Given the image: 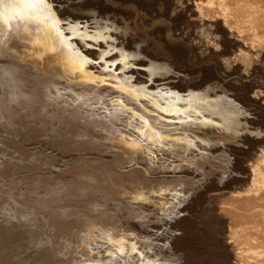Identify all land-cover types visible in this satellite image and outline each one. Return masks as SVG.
<instances>
[{"label": "bare ground", "instance_id": "bare-ground-1", "mask_svg": "<svg viewBox=\"0 0 264 264\" xmlns=\"http://www.w3.org/2000/svg\"><path fill=\"white\" fill-rule=\"evenodd\" d=\"M57 1L58 0H56V2ZM66 1H68V0H66ZM70 1H73V0H70ZM108 1L111 3L107 4ZM113 1L114 2L118 1L120 3L124 2V1L132 2L133 3V6L131 7L132 11L131 12H128V11L123 12L120 9L115 8L116 6L113 7L112 6ZM113 1L112 0H103L102 2H100V1L96 2L95 1V3H93V1H89V0H80V1H78L77 4H78V7H80L81 9L76 8L75 10H72V6H74V5H69V4H71L70 2H69V4H66V2H64V3H62L63 5L62 4H61V6L59 5L60 7L56 5L58 8H56L55 14H49L48 12L42 11V10L37 9V8L24 6L26 3H28V4L32 3V0H8V2L6 3L5 9L3 10L2 13H0V32H4V31L6 32V31H8L9 28L12 29L11 31H12L14 36L12 37L9 34H8V36H6L7 39L5 41L4 48L10 49L11 51H13V53L9 52V54H4V53L0 52V55L1 56L6 55V57H10V60L7 62L18 65L21 68V70L20 69L19 70L22 73L16 68H13L10 66H5V65H0V96H2V99L0 100V126H9L7 123L12 122L13 124L18 123V125H22V124L26 125L24 127L26 130H32V128L33 129L35 128V131L37 130L36 127L31 126V128H30V126H27L28 125L27 120L25 119L26 115H24L23 113L15 114V112H14L15 110L17 111L18 109L22 108L23 106H26L28 103L27 99H25V97L22 96L20 89H22V88L27 89V88L33 87V85H29L27 83L28 82L27 80L22 79L19 74H21V76H23V77H24V75H30V74H34L36 76L37 75L36 72H41V74L42 73H44V74L48 73V74H51L54 76V74H55L54 72H56V75L61 74L60 75L61 77L59 76V78H61V79H62V76L67 78V79H69L70 77L73 79L75 77V78H78V80L81 83H83L84 85H88V87H90V85H92L91 88L94 87L95 85H101L103 87H106L105 90L112 91V92L116 93L117 95L119 94L118 97H123L125 100L127 99V96L125 95V93L116 90L118 88H127L129 90L131 89V87H132L131 84L130 85L125 84L123 81V77H122V79L114 78L113 84L115 87H108L107 85H103V84H99V83H93V81L99 80L100 78L104 77L103 74L101 73L102 71H100L101 74L96 72V71H99L98 69L96 71H94V73L89 72V70H88V71H85L83 75L80 74L79 69L84 68V66H85V65H83V59H82L83 56H85L84 55L85 52L82 49V47L80 46L83 44H80L77 41H75L77 43L70 44L68 42L69 43V45H68V43H66L63 40L64 34L62 31L61 25L59 23H57L56 19L53 18V16L55 15L56 17H64V18H68V19L72 20L77 15L73 16V15H70L68 13L73 12V13L77 14L78 11H80V10H86L87 11L88 8L91 7L92 5H96L98 12L101 14H103L105 12H110L113 14L119 13L120 15L121 14H123V15L136 14V16H137L136 11H139V10L145 11L147 13V15L149 16L148 21L154 20V22H152L151 25H153V24L157 25V23H159L161 25V26H156L154 29H152V32L150 34L158 37L159 40L162 39L163 43H164V47L167 48L169 51H173L172 55H173L174 59L177 61H185V59L191 60L190 59L191 56L193 57L195 54H197V53H195L196 50L194 51V49H193L194 45L191 44L192 45L191 46V45L185 44L186 39H190L192 42V37L191 36L187 37L188 33H190L192 35L194 32H197L198 33V39H201V37L205 36V34H207L209 32L210 28H213L214 36L211 38L210 41H211V45L215 48V55L213 54V55H209V56H213V57L217 58L218 60H220V62H218V63L216 62V64L213 66L211 64H207L205 62L206 64H202V65L200 64L201 66H199L197 69H188V72H193L195 70H198V72H200V75H201L200 81L197 84L194 83L195 85H191V87L194 89L195 88L199 89V87L202 85V83L204 85L205 82H208L209 80L211 81V79H217V77L219 76L218 70L221 69V64L224 63V61H227V60L231 61V65L239 64V67L237 70L232 71V72H228L226 70L225 71H226L227 75H231L234 73V74H236V76L241 75L239 77H242V76L247 77L249 75L256 76L258 79L256 78V80L253 81L256 83V84H253L254 85V87L252 89L253 92L250 95V93L248 91L250 83L247 84L246 82H241L240 86H238V87L229 83V84H227V89H230V90L236 92L235 96H237V98H239V100L241 102H243L244 104L248 105L247 102H251V104L253 103L257 107H260L261 111L263 112L262 117H264V106H263L264 100L262 101L263 98H261L259 96V93H258V91H261L262 93H264V0H261V1H259V0H246V1H243L242 3H238L237 2L238 0H228V1H234L233 2L234 6H232L231 9L230 8L228 9V7H226L227 5L224 6L225 0H175V1L170 0L171 1L170 4L164 5L162 7L160 5H157L156 8H153V7L150 8L143 0H113ZM186 1H188L189 4H187ZM17 5H19V6H17ZM124 6H125V4H124ZM89 10H90V8H89ZM86 11H84V12H86ZM205 12L209 13V15H212V18L214 15V18L212 20L205 19L203 21V19H204L203 15ZM246 12H247V14L245 15ZM17 14H19V16L23 17V22H14L12 24H9V20L12 17L16 16ZM164 14L167 15V18L164 17ZM241 16H245V17L241 18ZM78 17H80V16H78ZM84 17H85V14H84L83 18ZM87 17H89V16H87ZM159 17H161V18H159ZM175 17H177V18H175ZM156 18H158V19L155 21ZM144 22H147V20H143V23ZM94 23H95V26L97 27V29L103 30V27L100 26V22L94 21ZM141 26L142 25L140 24V27ZM134 28L137 29L136 26ZM184 28H187V31H185ZM160 34H162L163 36L162 37L159 36ZM164 34H166V35L164 36ZM19 36H22L23 38L25 37L24 41L20 42V44H18L19 41L17 39H16V41L14 40V38L19 37ZM184 37H186V38H184ZM26 39H28V40L26 41ZM186 43L189 44L188 41ZM131 46H132V41L129 42L126 47L130 49ZM96 47L103 48L104 45L101 44V46L97 45ZM124 48H125V46H124ZM45 51H50V52L53 51L52 56L55 57V62L54 63H48L46 60H44V61L42 60L47 67L39 66L32 59L33 58L42 59L41 56L44 54ZM86 51H88V49H86ZM157 51H158V49H157ZM191 51H194V55H192ZM90 52H91V55L88 57L94 58L97 56V53L95 51H90ZM160 52H161V50H160ZM146 55L149 58L153 57V55L149 54V53H147ZM200 55H203L204 59L208 58V56L206 54L204 55V52L199 48V56ZM185 56H188V57H185ZM194 57H196V56H194ZM112 59H113V57H112ZM2 63H4V62L2 61ZM146 63H147V61L142 60V62H139L138 64L145 65ZM258 64H261L262 68L258 67L257 66ZM160 65H158V66H160ZM152 66L153 65L151 64L148 67V69L146 70L147 72H150L151 74L153 72H158V71L162 72L164 69L163 67H160V68H157L154 70ZM241 67H242L243 71L246 72L245 74L241 70ZM57 73H59V74H57ZM89 76L91 77V80H89ZM248 79H250V78L248 77ZM49 80H50V78H49ZM31 81H33V80H31ZM31 81H29V82H31ZM42 82H43V80L35 81L34 83L38 85L39 83L42 84ZM63 82H64V79H63ZM63 82H61V83L63 85H65V83H63ZM48 84L51 85L50 82ZM69 84H71V83H68V85ZM69 87H70V85H69ZM85 87H86V89H88L87 86H85ZM175 87H176V89L180 88V90H185L184 88L187 89V87H190V86L184 87V86L177 84ZM91 88H90V91L92 90ZM111 88L114 89L115 91H113ZM49 89H51V88L49 87ZM49 89H48V87L47 88L43 87L41 89L39 88L38 89V93H39L38 97L40 99H42L44 97L47 98V96H43L44 94H42V91L45 90L46 94H48L50 91L52 92V89L50 91H49ZM70 89H71V87H70ZM76 89H78V88H76ZM12 90H16V93H14L12 96H10V93ZM33 90L31 89V91H33ZM97 90L100 91L99 88L96 89V91ZM69 91L71 92V90H69ZM237 91H240V92H237ZM54 92H55L54 94L56 95L57 92L56 91H54ZM88 92H89V90H88ZM89 93H91V92H89ZM89 93H87V94H89ZM101 93H103V95H104L105 92H103V90H102ZM257 93H258V95H257ZM98 94H100V92ZM106 94L107 93H105L104 97L107 98ZM110 94H112V93H110ZM51 95H53V94H51ZM194 95L202 96V97H204L210 101L225 102L226 104L229 105V106L228 105L225 106V105H223L224 103L216 105V107H220L221 110L218 112H215V114L213 115V120H214V126L213 127H201L202 129H204V132L202 131V133H199V131H198L197 132L198 134L196 132H193V129H189V131L192 132L193 138L199 139V140L201 139L202 141H204V143H202V144L197 143L196 148H199L198 146H201L200 148H202V149H200L201 150L200 153L202 155L204 154L206 156L205 159L208 160V158H214V157H211L210 155H212L211 154L212 152L218 150L217 146L211 147V145L212 144L214 145V143H212V144L209 143V142H211V139H212L211 135L212 136L216 135V133L217 134H223V136H221L222 138H219L216 136H215V138L218 140H220V139L226 140L227 138H232V137H229L230 135L234 136L238 132L240 125H238V124L237 125H234V124L231 125V123L236 124L237 117L239 116L238 115L239 109L237 110L236 107H233L231 105V102L226 101L223 98L222 99L221 98L210 99L208 92H206V94H202V95L197 94V93L196 94L192 93L190 96H194ZM88 96L86 95V98ZM93 96H95V95H92V97ZM112 96L114 97L115 95L112 94ZM262 96L264 97V95H262ZM104 97L102 96L103 99H104ZM78 99L79 98H77V100ZM80 99H82V98H80ZM94 99H95V97H94ZM99 99H100V95H99V98H97V101H99ZM124 99H122L121 101H124ZM49 100H51V99H49ZM43 101H44V107L43 108L44 109L48 108L47 109L48 111L51 110V109H49L50 108L49 106H54V107L56 106L54 104L55 102H53V103H51V101L46 102L44 99H43ZM90 101L91 100H89V102ZM97 101H94V102L97 103ZM80 102H81V100H80ZM84 102H87V101L85 100ZM143 102H144V100H143ZM58 103H59V101H58ZM77 104L78 103H76V105ZM82 104H84V103L82 102L81 105ZM104 104H105V102L102 103V105H104ZM82 107H84V106H82ZM177 107H180V106L177 105ZM133 108H136V107H133ZM8 109L10 110L9 113H8V111H9ZM103 109H105V107H103ZM258 110H259V108H258ZM31 111L34 112V110H31ZM35 112H36V114H38L37 110ZM79 112L81 113L82 111L79 110ZM79 112L77 111L74 113H76L75 115H77V113H79ZM72 115H74V114H72ZM72 115L65 116V117H67L66 121L63 120L64 119V117H63V119L60 120L59 123H57V126H59L61 124L62 129L65 130V128H66L68 130V128L70 127L72 129V131H75L78 129L79 130H83V129L84 130H90V129L92 130V129H96L97 126H101V127L97 128V130H99V132L97 134H102L103 132L107 133L106 128L103 127V124L101 122L100 123L98 122V124L93 123V120L90 119V116H91L90 113L89 114L88 113H83V114L81 113V115H79V117H73ZM109 115H111V114L109 113ZM109 115H108L107 119H109ZM256 117H258V114L256 115ZM19 119H22L23 121H21V120L19 121ZM79 120L82 121V124H80V125H79V123H80ZM253 120H254V122L248 127V131L253 133V131L257 129L258 132H260L262 130L263 134L260 135V133H256L253 135L250 134V135H246V137H243V139H241L242 140L241 143L245 144L246 147L239 146L241 148V149H239L240 151L237 149L233 150V153L231 155L233 160L231 159L232 162H229V163H232V165H231L232 170H234L236 168H242V171H240V172L244 171V172H249V173L247 175H243V173L239 174L240 172L239 173L237 172L240 175L239 176V175H235V174L232 175V173H234V171H233L231 173V175L225 177L224 179L223 178H217L213 174V176L204 180V183H203L204 185L201 189L197 190L192 195H189L188 198L185 197L186 201H185V205L184 206L182 205V207H181V208H183L182 211L183 210L184 211H189V210L191 211V209H195L197 207L198 208L197 213L199 215H197V217L191 216L192 218L190 219V221L187 220L188 218L183 219L185 217H183V218L178 217V219H176V218L174 219V220H176L175 222L182 227L181 231L184 232V235L180 231L181 236L180 235L178 237L175 236L176 237V238L174 237L175 240H172V241L169 240L170 242L168 243L167 246L165 245L164 249H163L166 253L169 251H172L173 249L175 250V247L178 246L177 244L180 242V239L182 238L183 240L187 241L189 244L186 246V245H183V243H182V244H179L180 245L179 247H181V248L186 247L190 251L192 250L191 252H193L194 255L195 254L199 255V254L205 253L207 251L211 252V254L212 253L215 254L214 256L206 257L209 254V253H207V255H205L206 258L201 259L200 258L201 256H200L199 258H196L193 261H192V259L190 261L188 260L190 262L189 264H264V127H263L264 122L262 125L263 128L259 127V126L256 127L253 124L256 125L259 122L257 121V118H254ZM45 121H47V119H45L44 122ZM50 121L51 120H49V122ZM109 121H110V119H109ZM107 122H108V120H107ZM85 126H87V128H84ZM70 128L68 131H70ZM197 130H199V128H197ZM32 131H34V130H32ZM40 133L38 135H36V133H35L36 136L33 134L30 135L29 138L23 140L24 143H22V144L23 145H32L34 140L35 141H36V139L39 140V136H41ZM111 134H112V132L111 133L108 132L107 135H109V136H99V138L95 139L96 141L92 140L93 142H89L86 139H84L83 137L76 135V134L73 136H68V140H69V138H70V140H71V138H74L73 141L75 142V145H76V143L77 144L80 142L84 143L85 141H87L88 143H90L89 146H92L93 143L97 142V143L101 144L102 146L109 147L110 151H116V152L118 151L117 150L118 146L115 145L114 142H117V143L121 144L119 146H121L120 148H121V150L123 149V152H125L124 150H127V151L129 150L128 156L126 157V159L128 158L127 162L128 161L131 162L132 160H135V159H133L134 155H132V152L137 153L138 148H136V147L139 145L135 144L136 140H134V142H130L127 144V140H125L124 138L112 140ZM64 135H67V133L65 131H64ZM94 135L92 137L93 139H94ZM43 136L44 135H42V138H43ZM45 137L47 138L46 139L47 141H48V139L51 140V138H52V137L48 138L47 136H45ZM96 137H98V136L96 135ZM105 137H108V138H105ZM116 137H117V135H116ZM52 140L55 141L54 138H52ZM53 143H55V142H53ZM111 143H113L114 145ZM241 143H239V144H241ZM55 144H58V142H56ZM68 144H70V143H63V144H58V145L64 146V145H68ZM9 145H11V144H9ZM85 146H87V145H85ZM85 146H82V147H85ZM115 146H117V148H115ZM145 146H147V145H145ZM98 148H101V146L96 147V149H94V148L93 149H94V151H98L99 153L100 152L102 153V151L104 149L100 150ZM222 149H224V148L222 147ZM84 151H81V152L79 151V153L80 154L81 153L82 154H89V155L94 156L93 153H86V151L85 152ZM90 151H92V150H90ZM139 151H140V155L142 157L139 156L138 158H140L143 161H145L144 158L146 160H150V159H148V157H147L148 155L146 152H144V153H146V154H144V153H142L143 151H141V150H139ZM226 151H227V149H226ZM230 151H231V149H230ZM194 152H196V151H194ZM109 153L107 152L108 157L113 158L112 155L109 156ZM239 153L241 154L240 156H243V158L238 155ZM61 154L63 155V152ZM142 154H144V155H142ZM201 154H199V155H201ZM29 155H31V154H29ZM62 155H60V156H62ZM81 155H79V156H81ZM136 158H137V156H136ZM216 158H214V159H216ZM124 159L125 158H123V160ZM160 159H162V158L160 157ZM199 159H201V158L199 157ZM184 160L185 159H182L180 161H184ZM32 161H33V159H32ZM40 161H42V159ZM143 161H141V162H143ZM187 161L191 162L189 160H187ZM50 162H49V164H50ZM124 162H125V160H124ZM172 163H174V162H172ZM195 163H196V166L199 165L201 169L203 168L202 166L204 164L201 163V161L195 160ZM244 163H245V165H243ZM86 165H88V164H85L82 166L84 168H86L85 167ZM159 165H160V168L164 167V166L162 167V163ZM7 166H9V165H7ZM139 166L142 167V165H139ZM152 166H153V164H152ZM156 166H155V168H156ZM180 167L181 166H179V169L181 170ZM2 168L3 169H1V170H3V171L5 169H7L4 166ZM53 171L59 172V170H57V169H54ZM65 171H67V170H65ZM67 172H69V171H67ZM88 172L85 173V171L82 172L79 170L78 173H80L81 176L76 175V176H78L77 178H73V177H75L74 175L72 177L71 176L69 177V181H70L69 185L70 186H67V187H69V189L66 191L67 194L64 196L62 195L61 197H56L57 200L59 201V203L61 202V200H64L67 197L72 196L73 194H78L79 192H81L82 187L83 186L85 187V185H86V184L81 185L82 181H83V183H85L86 180H89V181L93 180V182L98 180L101 183L104 182V184H105L104 186H105L106 190L108 191V193L111 194V196L109 198L110 201L113 200V202H114L116 200V203H112V205L114 204L118 208L117 210H118V212H120L119 217L121 219H123L124 222L127 220L129 221L130 219H132V220L135 219L137 221V223H133L134 225L133 226L131 225L130 228H124L123 229V231L125 230V232L129 231V230L132 231V232L129 231L130 234H132V238H133L130 240H134L133 236H137V235L141 236L142 234H143L142 238L144 239V237H143V236H145L144 233L146 234L150 230H154V232L157 233V229H158V231L160 229H163L162 227H163V225H165V224H163L164 223V221L162 220L163 218L161 216L159 218H156L155 217L156 212L154 213L153 210H151V211L147 210L148 207H152L154 210H157L156 206L158 205V203L154 202V199H152V197L150 198V196L147 195L146 190H144L145 187H144L143 182L136 181L135 184L131 183L130 180L132 179V177H128L129 178L128 180H127V178H120V179H117V178L111 179L110 178V179H107V173H106L107 171L106 170H105V173H104V171L101 172L98 170L97 172H95L96 174L94 177H92L91 173H88ZM132 172L133 171H131L130 174ZM139 172L141 173L140 170H139ZM164 172L166 173L167 171H163V173ZM140 173H139V175L142 177L143 173H142V175ZM198 173L202 174V171L200 170V172H198ZM70 175H72L71 172H70ZM136 175H138V173H136L135 176ZM1 176H3V175H1ZM126 176H128V175H126ZM133 176H134V174H133ZM63 177L65 178V176H63ZM184 177H185V175H184ZM135 178H137V177H135ZM156 178H158V177H156ZM65 179H67V178H65ZM62 184H64V182L63 183L59 182V185L57 184L56 186L50 187V189H49L50 193L54 187H61ZM29 190H31V189H29ZM43 190L46 191L47 189H43ZM83 191H84V189H83ZM152 191L155 192L154 189ZM125 192H128L129 194L135 195L134 198L136 200L132 204L128 203V199L122 197L123 193H125ZM96 193H98V192H96ZM36 196L43 197V195L40 193L37 194ZM9 198H10V196H9ZM56 198L53 197V199L55 201H56ZM142 200H144L145 202ZM26 201L27 202L29 201L30 204H34V203L38 202L35 200L33 201V199H32V201H31V199L26 200ZM207 201H209V203L211 202L212 205H210ZM143 202L146 204H149L151 206H148V207L142 206ZM56 203H58V202H56ZM14 204L15 203H12L11 205H14ZM109 204H111V203L109 202ZM176 204H178V203H176ZM66 206H68V207L73 206L74 207V205H72V204H67ZM210 206L217 209V211L213 212L214 210L213 211L210 210L211 208L208 211L207 209ZM43 207H42V209H43ZM119 207L125 209L126 211H123V212L119 211V209H120ZM135 207H137L139 210H137ZM9 208H12L13 210L11 209L12 211L8 212ZM25 208L19 207V206L18 207H12L9 205H3L2 207H0V214H1V216L6 215L4 220L8 221L7 222L8 225H12V223H16V225L18 227L19 226L21 227V226H23L22 224H25V225L30 226L32 228L34 227L35 224H38L39 226H41V228H42V225L46 226V230H41V233H44L45 236L39 235L40 237H38V238L36 237L37 239L35 240V242H36L35 246H36V248H38L36 250H39V252L43 251L44 249H46V251H50V253H52L53 250L54 251L57 250L61 253L66 252V250L70 251L68 249L69 248L68 245L71 244L72 239L70 238L71 236L68 237L67 235L74 233L73 234V236H74V235H76V232L78 234L77 230H76V232L73 229H70L69 232H67V230H65V229L61 230L58 226H54V225L50 224L52 220H50L49 217H47L49 219V221L47 222L46 225H44V223L41 221V219H37L36 221H33L34 219H31V218L29 219V215L34 216V214L32 213V210L29 211ZM33 210H35V209H33ZM158 210L162 211V207H161V209L158 207ZM56 211H57V207L55 208V210H52V213L54 214V216L57 220L64 221V225L71 222L74 219H76V220L78 219L79 222H83L82 220H84V227H83V224H78V226H76L77 228L76 227L75 228L76 229H78V228L82 229V227H83V229L85 230V231L84 230L83 231L86 232V234H89V233L93 232L94 230H99V228H101V227L104 228V224H105L104 221H102L101 219H99V220L95 219L86 211L74 212L76 214L74 216L75 218H63V217L58 218V216L55 215V213H57ZM135 211L137 212L136 214L134 213ZM131 212L134 214H131ZM192 212L194 213V211H192ZM8 213H11V216H9ZM45 213L47 214V212H45ZM45 213L42 212L40 214H42V216L44 215L46 217ZM193 213H191V215ZM160 215H162V214H160ZM201 215H204V218H202ZM162 216L165 217V215H162ZM172 216H170V218ZM221 217H225L226 220H221L222 219ZM136 218H141L142 220H138ZM206 218H210V223H209V221H206ZM168 221H167V224L170 223V221L169 222ZM220 221L222 222V226H221V224H219V223H221ZM196 223L200 224V227L197 226V229H195V230L193 229L194 232L189 233V231L192 227L193 228L196 227L195 226ZM126 224H124V225H126ZM169 225H170V228L171 227H173L174 229L177 228L176 225L172 226L171 223ZM212 225H213V229L210 230L211 231V235H210L211 237L204 235V233H202L203 235L202 234L200 235V231L202 232L205 229H210V226L212 227ZM30 227L28 229H30ZM167 227H165V228H167ZM37 228L39 229V227H37ZM111 229L112 228L109 227L107 230H104L105 231L104 235L110 236V232L113 231ZM126 229H129V230H126ZM168 229H169V227H168ZM71 230H72V232H70ZM123 231H122L120 237H117L118 236L117 234H116L117 236H112V232H111L112 239H111V236H110V238L108 236V240L111 242V243L110 242L109 243L114 245V247H116L118 249V251H121V253H122V251H125V252L128 251L130 258H131V256H132L131 252L135 251V250L137 251L140 248V247H137V243H136L137 241L134 242L135 240H137L140 237L137 236L138 237L137 239H135L133 242H130V240H128V238H129L128 236L130 234L128 233L129 235L127 236V234L125 232L123 233ZM169 231H170V229H169ZM34 232H35V230H34ZM37 232H36V234H38ZM116 232H117V230H116ZM160 232L162 233V231H160ZM160 232H158V233H160ZM14 233H15L14 228L12 226L5 227V228L3 227V229L0 231V237L2 239L0 241V264H13V263L16 264L17 261L20 262L13 253L15 246L19 242L18 241L19 239L14 237ZM80 233H81V231H80ZM148 233H150V232H148ZM83 235H85V234H83ZM50 236H52V237L50 238ZM101 236H102V234L100 235V237ZM184 236L186 239L184 238ZM114 237H115V239H114ZM222 237H224V238L227 237V238H225V240H224ZM92 238H94V237H92ZM210 238H211V243H210ZM221 238L223 239V242H222ZM20 240H21V238H20ZM222 243H224L227 250H229L233 253L232 258L228 257L227 254L225 255V253H223V251H221L217 248ZM73 246L75 247V245H73ZM144 247H146V246H144ZM152 247L153 246H151L150 248L148 246L146 247V248H148L147 251H149L148 252L149 255H151L150 253L154 254L155 252L158 251V250L156 251L154 249V247L152 249ZM158 248H160V247H158ZM162 248H160V249H162ZM33 249H35V248H33ZM74 250H76V249H74ZM46 251H43V252L45 253ZM139 252H141V251H139ZM40 254H39V256L29 254L30 256L25 257L26 260H24L23 262L21 261L22 263L20 262V264H39V263H37V260L39 261L42 257V256L40 257ZM136 254H139V256L142 255L140 253H136ZM143 254H145V253H143ZM211 254H209V256ZM64 255H65V253H64ZM149 255H147V257L142 256L143 257L142 259H140L141 257H139L137 255L136 256L140 260H143L146 257L147 259L146 260L144 259L145 260L144 264H151L153 262V261L151 262V260H153V259L148 260ZM194 255H192V256H194ZM157 256H160V255H157ZM62 257H64V256H62ZM128 257H127V259H129ZM19 259L23 260V258H19ZM158 259H159V257L157 258V262H158ZM184 259H186V258H184ZM203 260L205 262H203ZM165 261H167V260H165ZM169 261H171L172 264H176L175 262H177L174 260H169ZM127 262H129V264H136V262L133 263L134 261H132L131 259H129ZM153 263H155V262H153ZM162 264H164V263H162ZM177 264H178V262H177Z\"/></svg>", "mask_w": 264, "mask_h": 264}, {"label": "rangeland", "instance_id": "rangeland-1", "mask_svg": "<svg viewBox=\"0 0 264 264\" xmlns=\"http://www.w3.org/2000/svg\"><path fill=\"white\" fill-rule=\"evenodd\" d=\"M58 1L55 4L56 8H58L57 6H59V5L61 6V4L64 3V0H60L59 1L60 3ZM78 1H80V0H76V2L73 3V1L68 0V1H66V4H69V2H70L71 4H69V5H74V6H72V10H75L76 8L81 9L80 7H78V4H77ZM89 1H93V3H95V1L96 2H99V1L102 2L103 0H89ZM143 1L150 8L151 7L156 8L157 5H160L162 7L164 5L170 4V2L172 0L171 1L170 0H143ZM243 1H246V0H238L237 2L238 3H242ZM259 1H261V0H259ZM233 2L234 1L225 0V3H224L225 5L224 6L227 5L226 7H228V9L229 8L231 9L232 6H234ZM108 3L110 4L111 2L108 1L107 4ZM131 3L132 2H130V1H124V2H121V3L118 2V1H115V2L113 1L112 6L113 7L116 6L115 8L120 9L123 12H127V11L131 12L132 11L131 7L133 6V3L132 4ZM186 3L189 4L188 1H186ZM124 4H125V6H124ZM89 8H90V10H89ZM89 8H88L87 11L86 10H80L81 12L78 11V13L80 12L79 14L78 13L76 14V13H73V12L72 13L70 12L68 14L73 15V16L77 15L72 20L78 21V22H83V23H88L89 25H95L94 21H98V22H100V26L103 27L105 24L110 22L113 26H115L118 29L117 32H114V33L113 32H108L107 33V35H110V36H112L114 38L115 42L113 44L114 46L112 45V47L123 48L130 55L135 57V59L129 60L130 64H138L139 62H142V60L147 61V63L145 65L139 64L145 69V71H135V70H131L130 69L127 72L122 73L120 75V79H122V77L124 78V77H128V76H135L136 79L131 81V86L132 87L133 86H137V85H145L149 89V91H153V92L156 91L157 89H161L163 91H173L178 96H180L182 98V100L177 103V105L180 106V107H184L185 106L184 102L189 99V97H190V95L192 93H195V94L197 93V94H201L202 95V94H206V92H208L210 99H217V98L218 99L219 98L222 99L223 98L226 101L231 102V105L233 107H236L237 110L239 109L238 110V112H239L238 115L239 116L237 115L238 117H237L236 124L235 123H231V125H233V124L237 125L238 124V125H240V128H239L238 132L236 131L237 133L234 136H232V135L229 136V137H232V138H227L226 140H221V139L218 140V139L215 138V136L219 137V138H222L221 136H223V134H217L216 133V135H213V136L211 135L212 139H211V142H209V143H214V145L212 144L213 146L211 145V147H214V146L216 147L217 146L218 150L212 152L211 153L212 155H210V156L214 157V158L217 157L216 159L208 158V160H206L205 159L206 156L204 154L202 155L200 153V151H201L200 149H202V148H200L201 146H198L199 148L193 149L196 152H194L192 150V153H191L192 157L190 156V158L187 159V160H189L191 162H188L187 160L180 161L183 158L182 159H175L173 157H170L169 159L171 160V162H174V164H176L177 166H181L180 167L181 170H179V171H169L164 166V161L162 159H160V157H158V155L153 153L151 148L145 146L146 144L141 146L139 141H137L133 136H131L130 134H128L125 131H122L120 126H118L117 124H114L111 120L109 121V119H107L109 113L111 114V109H112V105L110 104V102L112 100L121 101L122 99H124L123 97H118L119 94L117 95L116 93H114L112 91L105 90L106 87H103L101 85H95L94 87L91 88L92 85H90V87H88V85H84L79 80L77 82L78 84L76 82L73 83L75 77L73 79L71 77L69 79H67V78L62 76V79H61V78H59V76L61 74L57 73L59 75H56V72H54L55 73L54 76L51 75V74H48V73H46V74L42 73L41 74V72H36L37 73L36 76L34 74L24 75V77L23 76L21 77L22 79L27 80L28 82L33 80V81L30 82L33 85L32 88H36V86H38L37 84L34 83L35 81L43 80V82L41 84V86H42L41 88H43V87L47 88L48 87V89H49V87H50L52 89V92L50 91L51 89H49L50 92L48 94H46V92H45V94H44V96H47V98L46 97L43 98L46 102L47 101L48 102L51 101V103L55 102L54 104L56 106L57 105L58 106L61 105V106H64L65 108L68 107L67 109H69V110L67 111L66 115L63 116L64 117V119H63L64 121L67 120V117H65L67 115L74 114V115H72L73 117H79V115H81V113L82 114L83 113H88V114L90 113L91 114L90 119L93 120V123L94 124H98V122L99 123L101 122L103 124V127H105L106 130H107V133L103 132L102 134H95L94 135V134L91 133L92 136L90 134H87V135L84 134L85 135L84 139H86L89 142H93L92 141L93 140V138H92L93 135H94V138L96 139L99 136H109V135H107L108 132H110V133L112 132V134H113V135L111 134V136H112L111 139L112 140L124 138L125 140H127V144L130 143V142H134V140H136L135 144L136 145L138 144L140 146V147L139 146L136 147V148H138L137 150L143 151L142 153L146 152L147 155H148L147 157L150 160H146L144 158L145 161H143L140 158H138L139 156H141L140 154L137 155L136 152H132V155H134L133 159H135V160H132L131 162H129V161L127 162L128 158L126 159V157L128 156V151L129 150L128 151L124 150L125 152H123V149L121 150V148H120L121 146H119L121 144H119L117 142H114V144H116L118 146V149H117L118 151L117 152L116 151H110L109 147L102 146L101 144H99L97 142L93 143L92 146H89L90 143H88L87 141H85L84 143L83 142H80L78 144L76 143V145H75V142L73 141L74 138H71V140L69 138V140H68L69 143H71V145L68 144V145L60 146L58 144L53 143L52 140L48 139V141H47L46 140L47 138L45 136H43V138H44L43 139L42 135L39 136V140L38 139H36V141L34 140V142H33L34 144L32 143V145H23L22 144V143H24L23 140L29 138V136L32 135V134L35 135V133H36V135H38L40 133L39 130L37 129L35 131V128L34 129L32 128V130H34V131L26 130L24 128V126H26V125H24V124L18 125V123L14 124V125H11V127L0 126V207H2L3 205H9V206H12V207H18L19 206V207H23V208L26 207L25 209H27L29 211L32 210V213L35 216L39 212L40 213L47 212V214L45 213L46 217H49L50 220H52L50 224H52L54 226H58L61 230L65 229V230H67V232H69L70 229L75 230V232L77 230L78 234L76 232L77 236L76 235L73 236L74 233L67 235L68 237L71 236L70 238L72 239V241H71V244L68 245V247H69L68 249L70 251L66 250V252H64L65 253V255H64V253H61V252H59L57 250L56 251L53 250L52 253H50V251H46V249L43 250V251H46L45 253L43 251L39 252V250H36L38 248H36V246H35V244H36L35 240L38 237H40V236H43V235L45 236L44 233H41L42 229L40 228L41 226H39L38 224H35L33 228L30 227V226H27L25 224H22L24 227L23 226H21V227L19 226L18 227L16 225V223H12V225H8V223H7L8 221L4 220L6 215L5 216H1V214H0V231L3 229V227L5 228V227L12 226L14 228V232H15L14 233V237L19 239L18 240L19 242L15 246V248L13 250L14 251L13 253H14V255L17 257V259L20 262L21 261L23 262L24 260H26L25 257H27V256H30V255L39 256V254L41 253L40 254V257L42 256L41 259L39 261L37 260V263H39V264H116L117 261H120V264H129V262H127L129 259L134 261L133 263L136 262V264H137L138 261L144 262L147 259L146 258L147 256H146L144 258L145 260L144 259L140 260V259H142L145 256V254H143V253H147V255H149V253H148L149 251H147L148 248H146L147 246L149 248L151 246H153L156 251L158 250L157 251L158 253L157 252H155L154 254L150 253L153 257L151 255H149V257H151V259H153V260L149 259V257H148V260H151V262L152 261L155 262V263L152 262L151 264H162V263H164V264H172V262L169 261V260L177 261L178 264L179 263L180 264H189L190 263L189 261L191 259L193 261L194 259L199 258L200 256H201L200 257L201 259L202 258H206V257L214 256L215 254H213V253L211 254V252H209V251H207L205 253H202V254H199V255L198 254L194 255L193 252H191L192 250L190 251L186 247H182V248L179 247L180 246L179 244H182V243H183V245H186V246L189 244L187 241L183 240L182 238L180 239V242L177 244L178 246L175 247V250L173 249L172 251H169V252L166 253L163 249H164V246L165 245L167 246L170 241L175 240V238L178 237L179 235L181 236V233H183V235H184V232L181 231L182 227L175 222L176 220H174L172 222V219L174 217H176V219H178V217H180V218L185 217L183 219H187L188 218L187 220L190 221V219L192 217H195V216L197 217V215H199L197 213V209H198L197 207L195 209H191V211L189 210L190 212L189 211H184V210L182 211L183 208H181V207H182V205L183 206L185 205V201H186L185 197L188 198L189 195H192L194 192H196L197 190H199V189H201L203 187V185H204L203 183H204L205 179H208L209 177L213 176V174L217 178H223L224 179L225 177L231 175V173L233 171H234V173H232V175H234V174L235 175H239V174H242V173H243V175H247L249 173V172H244V171L240 172V171H242V168H236V169L232 170V168H231L232 163H229V162H232V160H233L232 156H231L232 153H233V150L241 149L239 146L246 147L245 144L241 143V141H242L241 139H243V137H246V135H250V134L253 135V134H256V133H260V135L263 134L262 130L260 132H258V130L256 129L257 131L254 130L253 133L248 131V127L254 122V120H253L254 118H257V121L259 122L258 123L259 125L258 124H256V125L253 124V125L256 126V127L257 126L262 127L263 122H264V117H262V113L263 112L261 111L260 107H257L253 103L251 104V102H247L248 105H246L243 102H241L239 100V98H237V96H235L236 92H234V91H232L230 89H227V84L230 83V84L238 87V86H240L241 82H246L247 84L250 83L248 91H249V93L251 95L252 92H253L252 89L254 87L253 84H256L253 81L256 80L257 77L254 76V75L253 76L249 75L247 77H243L242 76L243 77L242 78V77H239L241 75L236 76V74H234V73L231 74V75H227L226 71L232 72V71L237 70L238 67H239V64L231 65V61L227 60V61H224V63L221 64V69H220L221 71L218 70V75L219 76L217 77V79H211V81L209 80L208 82H205L204 85L202 83V85L199 87V89H197V88L194 89V88L191 87V85L197 84L200 81V76L201 75H200V72H198V70H195L193 72H188V69H197L199 66H201L202 64H206V63L207 64H211L213 66V65L216 64V62L217 63L220 62V60H218L217 58H215L213 56H209V55H213V54L215 55V48L211 45V41H210L211 38L214 36L213 28H210L209 32L207 34H205V36L201 37V39H198V33L197 32H194L192 35L190 33H188L187 37L191 36L192 37V42H191L190 39H186L185 40V44L194 45L195 48L193 47V49H194V51L196 50L195 53H197V54L194 55V51H191V53H192V55H194L196 57L193 56L194 57L193 58L191 56V58H190L191 60L185 59V61H177V60L174 59V57L172 55L173 51H169L167 48L164 47L163 40L162 39L159 40L158 37L153 36V35L150 34L152 32V29H154L156 26H161V25L159 23H157V25L156 24L151 25L152 22H154V20L148 21V17L149 16L147 15V13L145 11H143V10L136 11L137 16H136V14H133V15H130V14L129 15H123V14H121L120 15L119 13L118 14H113V13H110V12H105L106 14L103 13L104 14L103 15V14L98 12L96 5H92ZM84 11H86V12H84ZM84 14H85V17L83 18ZM246 14H247V12L245 13V15ZM86 15L89 16L90 18L87 17ZM78 16H80V17H78ZM164 17L167 18V15L164 14ZM203 17H204L203 21L205 19L212 20L214 18V15H213V18H212V15H209V13L205 12ZM243 17H245V16H241V18H243ZM159 18H161V17H159ZM175 18H177V17H175ZM157 19L158 18H156L155 21ZM143 20H147V22L143 23ZM140 24L142 25L141 27H140ZM135 26L137 27V29L134 28ZM96 29H97V27H96ZM96 29H93V30L95 31ZM184 29H185V31H187V28H184ZM166 34H164V36ZM73 35H75V34H73ZM65 36H66V34H65ZM159 36L162 37L163 35L160 34ZM184 38H186V37H184ZM131 41H132V46L129 49L126 46ZM187 41L189 42V44L186 43ZM77 42L80 43L79 41H77ZM77 42L72 41V44H75ZM80 46L84 50V52H85L84 55L85 56L88 57V56L91 55L90 51H92V50L88 49L84 45H80ZM124 46H125V48H124ZM199 48L204 52V55L206 54L208 56V58L204 59L203 55L199 56ZM86 49H88V51H86ZM157 49H158L159 52L157 51ZM159 49L161 50V52H160ZM147 53L152 54L153 57L149 58L146 55ZM185 57H188V56H185ZM108 59H112V56L108 57ZM9 60H10V57H6V55L1 56L0 57V61H1L0 65L10 66V67L16 68L18 70L19 69L21 70V68L18 65H15V64L7 62ZM2 61L4 63H2ZM151 64L152 65H157V66L161 64L160 66H162L164 69H163L162 72L158 71V72H153L151 74L150 72L146 71ZM260 65L261 64H258L257 66L262 68V65L261 66ZM84 68L86 69V71L89 70V72H92V73H94V71H96L97 69L99 70V71H96L97 73H100V71H102L99 68H97L96 65H94V64L93 65H86V67L84 66ZM241 70L243 71L242 67H241ZM101 73L103 74V76L106 75L103 71ZM243 73L245 74L246 72L243 71ZM149 74H151V76H152L151 84L148 83ZM19 75L21 76V74H19ZM114 76H115V74H114ZM248 77L250 79H248ZM49 78H50V80H49ZM63 79H64V82H63ZM49 82L51 83V85L48 84ZM61 82L65 83V85H63ZM68 83L72 84V85L69 84L71 89H70ZM177 84L181 85V86H184V87H187V86H190V87H187V89L184 88L185 90H180V88L176 89L175 86ZM85 86H87L88 89H86ZM75 87L78 88V89H76ZM90 88L92 89L91 91H90ZM98 88H99L100 91H98V90L96 91V89H98ZM69 90H71V92ZM88 90L91 93H89ZM102 90H103V92L107 93L106 94L107 98L104 97L105 93H104V95H103V93H101ZM112 90L115 91L114 89H112ZM54 91H56L57 93L60 92L62 96L58 97V99L55 98L54 97L55 96V94H54L55 92ZM97 92L98 93L100 92V94H98ZM237 92H240V91H237ZM50 93L53 94V95H51ZM87 93H89V94H87ZM108 93L109 94L112 93L115 96L113 97L112 94H110L112 96L111 97ZM258 93H259V96L261 98H263L262 99V101H263L264 97L262 95H264V93H262L261 91H258ZM258 93H257V95H258ZM86 95L87 96L89 95V96L86 98ZM92 95H95V96L92 97ZM99 95H100V99H99V101H97V98H99ZM102 96L104 97V99L102 98ZM94 97H95V99H94ZM77 98H79V99L77 100ZM80 98H82V99H80ZM49 99H51V100H49ZM57 100L59 101V103H58ZM80 100H81V102H80ZM85 100L87 102H84ZM89 100H91V101L89 102ZM94 101H97L98 104L96 102H94ZM82 102L84 104L81 105ZM104 102H105L106 105L105 104L102 105V103H104ZM42 103H43L42 110H44V108H43L44 107V102H42ZM74 103H78V104L75 105ZM142 103L145 104L146 101L143 102V99L140 100V104H142ZM73 104H74V106H73ZM223 105L227 106L228 104L224 103ZM82 106H84V107H82ZM130 106L131 107H136L135 105L134 106L130 105ZM51 107H53V106H51ZM103 107H105V109H103ZM258 108H259V110H258ZM79 110L82 111V112L80 113ZM77 111L79 113H77V115H75L76 113H74V112H77ZM257 114H258V117H256ZM109 117H110V115H109ZM169 119H171V117H169ZM20 120L23 121L22 119H19V121ZM107 120H108V122H107ZM80 124H82V121H80L79 125ZM99 127H101V126H97V128H99ZM263 127H264V125H263ZM69 128H68V130H69ZM84 128H87V126H85ZM96 129H92V130L90 129L88 131L91 132L93 130L95 131ZM68 130L65 128L66 133H67ZM71 130L72 129L70 128V131ZM196 130H197V128L193 129V132H196V133L198 131H199V133H202V131L204 132V129H202V128H199V130H197V131ZM96 135L98 137H96ZM116 135H117V137H116ZM67 138H68V136H67ZM105 138H108V137H105ZM239 143H241V144H239ZM9 144H11V145H9ZM85 145H87V146H85ZM82 146H85V147H82ZM100 146H101L102 149L101 148H98V149H100V150L104 149L102 151V153L101 152L99 153L98 151H94V149H96V147H100ZM222 147L224 149H222ZM197 149L199 151H197ZM226 149H227V151H226ZM230 149H231L232 152L230 151ZM84 150L86 151V153H93L94 156L93 155H89V154H82V153H81L82 154L81 155L79 153V151L81 152V151H84ZM90 150H92V151H90ZM62 152H63V155L61 154ZM107 152L108 153L110 152L109 156L112 155L113 158L112 157H108ZM146 153H144V154H146ZM29 154H31V155H29ZM96 154L97 155L99 154V155L97 156ZM144 154H142V155H144ZM199 154H201V155H199ZM60 155H62V156H60ZM79 155H81V156H79ZM135 155L137 156V158L139 160L136 158ZM238 155L240 156L241 154L239 153ZM199 157L201 159H199ZM240 157L243 158V156H240ZM40 158L42 159V161H40L41 160ZM123 158H125L124 159L125 162H124ZM32 159H33V161H32ZM195 160L196 161H201V163L204 164L202 166L203 167L202 169L200 168L199 165L196 166ZM141 161H143V162H141ZM49 162H50V164H49ZM151 163L153 164V166H152ZM161 163H162V167L164 166L163 168H160L159 164H161ZM85 164L89 165V166H87V165L85 166V167H88V168H85L86 169L85 173H87L89 171L88 173H91L92 177L95 176V174H96L95 172H97L98 170L101 171V172L104 171V173H105V170H106L107 171L106 172L107 173V179H110V178L111 179H114V178H117V179L127 178V180H128L129 179L128 177H132V179L130 180L131 183L135 184L136 181L143 182L144 187H145L144 190H146L147 195H149L150 198L152 197V199H154V202H157L158 205L156 206L157 210H154L152 207H148V206H151V205L146 204V203H143L142 206L148 207L147 208L148 211L153 210L154 213L156 212L155 213V217L156 218H159L160 216L163 218V219L162 218L161 219L164 221L163 224H165L162 227L164 230L160 229L158 231V229H157V233L154 232V230H150L148 232H150L151 234L148 233V232H147L148 234L144 233V235H145V236H143L144 239L142 238V235H143L142 234L141 236L137 235L140 238H138L137 236H133L134 240L138 238L137 240H135V241L134 240H130V239H133L132 238V234H130V232H132V231L129 230V229H126V230H129L130 232L129 231L125 232V230L123 231V229L124 228H130V226L131 225L133 226L134 225L133 223H137V221L135 219H133V220L130 219L129 221L127 220V221L124 222V220L119 217L120 216V212H118V210H117L118 208L114 204L112 205V203H116V200L114 199L115 200L114 202H113V200L110 201L109 198H110L111 194L108 193V191L106 190V188L104 186L105 185L104 182L101 183L98 180L94 181V182H93V180H90V181L86 180L85 183H83V181H82L81 185L82 184H86L85 187L83 186L84 188L82 187V191L84 189L83 192L81 191L78 194H73L72 196L67 197V198L65 197L66 199L61 200L62 203L61 202L59 203L57 198L54 197V198H56V201H55L53 199L52 194L50 193V190H49L50 187L56 186L57 184L59 185V182L63 183V182L69 181V177L70 176L72 177L74 175L75 177H73V178H77L78 176H76V175L81 176V174L78 173V171L80 170L79 169L81 167L80 165H85ZM7 165H9V166H7ZM139 165H142V167L139 166ZM243 165H245V163ZM1 166L2 167L3 166L6 167L7 169H5L4 171L1 170V169H3ZM155 166H156V168H155ZM124 167L126 169H124L125 172L123 171L124 172V174H122L123 176H120L119 173H116V171H118V170H120V168H124ZM63 168H65V169H63ZM52 169L53 170L57 169V170H59V172L53 171ZM138 169L141 171V173L139 172ZM65 170H67L69 172H67ZM200 170L202 171V174L198 173V172H200ZM131 171H133V172L130 174ZM163 171H167V172L163 173ZM70 172L72 173V175H70ZM135 172L138 173V175L135 176V174H136ZM237 172L238 173L240 172V173L238 174ZM139 173L141 175L143 173L142 177L139 175ZM118 174H119V177L117 176ZM133 174H134V176H133ZM1 175H3V176H1ZM126 175H128V176H126ZM184 175H185V177H184ZM63 176H65V178H67V179H65ZM135 177H137V178H135ZM156 177H158V178H156ZM29 189H31V190H29ZM43 189H47L46 190L47 192L45 190H43ZM68 189H69V187H67V190ZM153 189L155 190V192L152 191ZM96 192H98V193H96ZM39 193L42 194L43 197L36 196ZM9 196H10V198H9ZM28 198L31 199V201L33 199V201L35 200V201H38V202L34 203V204H30L29 201L28 202L26 201V200H29ZM56 202H58L59 204L56 203ZM109 202L111 204H109ZM175 202L178 203L179 205L176 204ZM207 202L209 203V201H207ZM12 203H15V204L11 205ZM67 204L74 205V207L72 206L74 211H86L92 217H94L95 219H98V220L101 219L105 223L104 224V228L101 227V228H99V230H94L93 232L89 233L90 234L89 235V234H86V232H84L85 231L83 229L84 220H82L83 222H79L78 219L77 220L74 219L71 222H69V223L64 225V221H59V220H57L55 218L54 214L52 213V210H55L56 207L59 208V207H62V206H66ZM209 204L212 205L211 202ZM42 207H43V209H42ZM158 207L160 209L162 207V211L161 210L159 211ZM11 209L12 208H9L8 212H11L12 211ZM33 209H35V210H33ZM209 209L212 210V211L214 210L213 212L217 211V209L213 208L212 206H210L207 210L209 211ZM119 211L123 212V211H126V210L123 209V208H120ZM192 211H194V213ZM134 213L136 214L137 212L135 211ZM134 213L131 212V214H134ZM159 213L162 214V215H165V217L160 215ZM191 213H193V214L191 215ZM8 214H9V216H11V213H8ZM170 216H172L171 217L172 219L170 218ZM201 217L204 218V215H201ZM221 218H222L221 220H226L225 217H221ZM168 220L170 221V223L172 222V226H175V225L177 226V228L175 227L177 230L174 229L173 227L170 228V225H169L170 223L167 224ZM206 221H209V223H210V218H206ZM78 224H83L82 229H79V228L76 229L77 228L76 226H78ZM124 224H126V225H124ZM219 224H221V226H222V222L219 223ZM166 225L169 227L170 231H169V229H168V227ZM195 226H196L195 228L192 227L190 229L189 233L190 232H194V230L197 229V226L200 227V224L196 223ZM29 227H30V229H28ZM37 227H39V229ZM109 227H111L112 228L111 230H113V231H111L112 232V236H117L118 235L117 237H120L121 233L123 231V233L125 232L127 234V236L130 234L128 236L129 238L127 237L128 240H130V242H133V241L136 242L137 241L136 242L137 243V247H140V248L137 251L135 250V251L131 252L133 257L131 256V258H130V255H129L128 251H126V252L122 251V253H121V251H118V249L116 247H114V245L110 244L111 242L108 240V236L109 235H106V236L104 235V232H105L104 230H107ZM165 227H167V228H165ZM211 229H213V225H212V227L210 226V229H205L206 231L205 230H203L202 232L200 231V235L202 233H204V235H207L208 237H211L210 236L211 235V231H210ZM34 230H35V232H34ZM116 230H117L118 233L116 232ZM80 231H81V233H80ZM160 231H162V233ZM180 231H181V233H180ZM36 232L38 234H36ZM70 232H72V230ZM111 232H110V236H111ZM158 232H160V233H158ZM83 234H85V235H83ZM101 234H102V236L105 239L102 236L100 237ZM110 236H109V238H110ZM112 236H111V239H112ZM51 237L52 236H50V238ZM92 237H94V238H92ZM20 238H21V240H20ZM184 238H185V236H184ZM222 238L225 240V238H227V237H225V238L222 237ZM114 239H115V237H114ZM223 239H222V242H223ZM1 240L2 239L0 237V241ZM210 243H211V238H210ZM73 245H75V247ZM144 246H146V247H144ZM153 247H152V249H153ZM158 247H160V248L163 247V248L160 249ZM33 248H35V249H33ZM217 248L219 250L223 251V253H225V255L227 254L228 257L232 258L233 253L231 251L227 250V248L224 245V243L219 245ZM74 249H76V250H74ZM139 251H141L142 253L139 252ZM135 252L136 253H140L142 255L139 256V254H136ZM207 253H209L211 255L209 256V254L207 255ZM136 255L141 257V258L139 259ZM157 255H160V256H157ZM192 255H194V256H192ZM205 255H207V256L205 257ZM62 256H64V257H62ZM127 257L129 259H127ZM158 257H159L160 260L158 259V262H157V258ZM19 258H23V260L19 259ZM184 258H186V259H184ZM165 260H167V261H165ZM20 262L17 261L16 264H20ZM177 262H175V263L177 264ZM203 262H205V261L203 260Z\"/></svg>", "mask_w": 264, "mask_h": 264}, {"label": "snow or ice", "instance_id": "snow-or-ice-1", "mask_svg": "<svg viewBox=\"0 0 264 264\" xmlns=\"http://www.w3.org/2000/svg\"><path fill=\"white\" fill-rule=\"evenodd\" d=\"M7 2L8 0H0V13L5 9ZM75 2L76 0H73V3ZM55 4L56 0H32V3H26L24 6L55 14ZM53 18L61 25L67 39L79 41L80 44L97 53L94 58L83 56V65L94 64L106 74L99 80L93 81V83L115 87L113 79L120 78L122 73L130 69L145 71L141 65L129 63V60H133L135 57L123 48L112 47L115 42L114 38L107 35V33L117 32L118 29L110 22L103 26V30H100L96 29L95 25H89L88 23L56 17L55 15ZM14 22H23V17L17 14L9 20V24ZM9 31H11V28H9ZM6 39L4 33L0 32V50L5 46ZM101 44L104 45L103 48L96 47ZM110 56L114 58L108 59ZM152 67L155 70L162 66L153 65ZM85 71V68L79 69L81 75ZM113 74H115V77ZM135 79V76H128L124 77L123 81L125 84L130 85L131 81ZM89 80H91L90 76ZM151 82L152 76L149 74L148 83L151 84ZM116 90L125 93L127 99L124 101L112 100L110 102L112 109L109 119L120 126L122 131L127 132L139 141L141 146L146 144L147 147L151 148L153 153L162 158L164 166L169 171L180 170L179 166L171 162L170 157L187 160L190 158L192 150L196 149L197 143H204L202 140L193 138L189 129L213 127V115L221 110L216 105L225 103L210 101L202 96L194 95L184 102V107H177V103L182 98L173 91L157 89L153 92L149 91L145 85L133 86L130 90L127 88ZM141 99L146 103L140 104ZM130 105H136V108ZM139 154L140 151L137 150V155ZM145 256H147V253H145ZM116 264H120V261H117ZM137 264H144V262L138 261Z\"/></svg>", "mask_w": 264, "mask_h": 264}, {"label": "water", "instance_id": "water-1", "mask_svg": "<svg viewBox=\"0 0 264 264\" xmlns=\"http://www.w3.org/2000/svg\"><path fill=\"white\" fill-rule=\"evenodd\" d=\"M3 33H4L5 36H8V34L11 35L12 37L14 36L12 31H9V29L6 32L4 31ZM16 39L19 41L18 44H20V42L24 41L25 37L23 38L22 36H19V37L14 38L15 41H16ZM27 40L28 39H26V41ZM63 40L66 43H68V42L70 43L71 42L70 44H72V41L67 39L65 34H64ZM69 43H68V45H69ZM0 52L4 53V54H9V52L13 53V51H11L10 49H5L4 47H3L2 50H0ZM52 55H53V51L52 52L45 51L44 54L41 56L42 59L33 58L32 60L35 61L39 66L47 67L43 61L46 60L48 63H54L55 62V57H53ZM20 77H22V76H20ZM77 80H78V78H74L73 83L74 82H78ZM28 84L32 85V83H30V82H28ZM41 87L42 86L39 83L38 86H36V88H27V89L22 88V89H20V92H21L22 96H24L25 99H27L28 103H27L26 106H23L22 108L18 109L17 111L15 110L14 112H15V114L23 113L24 115H26L25 119L27 120V124H28L27 126L36 127L41 132V135L47 136L48 138H51V137L54 138L55 141H53L52 138H51V140L53 142H55V143L58 142V144L69 143L67 136H73V135L76 134V135H79V136L85 138V135H87V134L91 135V133H93V134L96 133L97 134L99 132V130H97V129L95 131L93 130L91 132L88 131V130H84V129L83 130H79L78 129V130H75V131H72V130L71 131H67V135H64V131L65 130L62 129L61 124L59 126H57V123H59L60 120L63 119V116L67 113V111L69 109H67L68 107L65 108L64 106L60 105V106H55V107L54 106L53 107L49 106L50 107L49 109H51L50 111L47 110L48 108L42 110V106H43L42 102H44V101H43V98L41 100L38 97V95H39L38 89L41 88ZM31 89L32 90L34 89V90L31 91ZM43 91H42V94H45L46 91L45 90H43ZM14 93H16V90H12L11 93H10V96H12ZM61 96H62L61 93L58 92V93H56V95L54 97L58 99V97H61ZM1 99H2V96H0V100ZM74 104L76 105V103H74ZM74 104H73V106H74ZM31 110H34V112H32ZM36 110L38 111V114H36V112H35ZM9 112H10V110L8 111V113ZM45 119H47V121L44 122ZM49 120H51V121L49 122ZM7 124L9 125L8 127H11V125H14L12 122L11 123L9 122ZM93 140H95V138ZM197 140H199V139H197ZM111 144H113V143H111ZM115 148H117V146H115ZM80 166H81L80 167V171L84 172L85 168L82 165H80ZM87 166H89V165H87ZM86 168H88V167H86ZM63 169H65V168H63ZM124 169H126V168L125 167L124 168H120V170L116 171V173H119L120 176H123L122 174H124V172H125ZM119 174L117 175L118 177H119ZM69 184H70V181H66V182H64V184L61 185V187H54L53 190H51L52 196L53 197H61L62 195L63 196L66 195L67 194L66 193L67 186H70ZM122 197L128 199V203H130V204H132L136 200L134 198L135 195L134 194L133 195L129 194L128 192L123 193ZM142 201H144V200H142ZM135 208L137 210H139L137 207H135ZM56 212L57 213H55V215L58 216V218L59 217H61V218L62 217L63 218H75L74 216L76 215L74 213L76 211H74L72 207H68V206H66V207L62 206L60 208H57ZM30 218L34 219L33 221H36L37 219H41V221L44 223V225H46L47 222L49 221V219L47 217H45L44 215L42 216V214H40V213H37L36 216L35 215L34 216L29 215V219ZM175 218L176 217H174L172 219V221H174ZM136 219L142 220L141 218H136ZM171 224H172V222H171ZM41 229L42 230H46V226L42 225Z\"/></svg>", "mask_w": 264, "mask_h": 264}]
</instances>
